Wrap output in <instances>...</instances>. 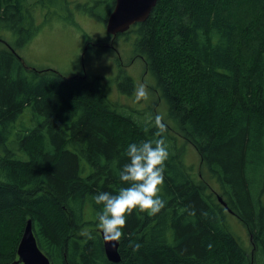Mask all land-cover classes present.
<instances>
[{
	"label": "trees",
	"instance_id": "obj_1",
	"mask_svg": "<svg viewBox=\"0 0 264 264\" xmlns=\"http://www.w3.org/2000/svg\"><path fill=\"white\" fill-rule=\"evenodd\" d=\"M93 2L77 9L98 17L106 5L107 23L116 0ZM46 7L58 15L69 0H16V10L0 0V32L16 37L0 49V264H21L29 220L52 264H116L92 197L126 186L127 147L152 137L156 115L168 129L165 207L127 218L118 264H264V0H160L146 22L116 36L135 35L133 60L164 106L149 119L113 103L86 71L69 77L25 64L19 50L40 32L35 12ZM86 39L91 52L96 43ZM118 75L130 96L136 81L123 68ZM187 145L220 192L188 166ZM228 215L247 229L251 251Z\"/></svg>",
	"mask_w": 264,
	"mask_h": 264
},
{
	"label": "rangeland",
	"instance_id": "obj_2",
	"mask_svg": "<svg viewBox=\"0 0 264 264\" xmlns=\"http://www.w3.org/2000/svg\"><path fill=\"white\" fill-rule=\"evenodd\" d=\"M93 1L95 0H69V10L63 9L58 15L56 9H52V7L37 9L35 12L36 22L42 27L34 39L19 50V55L30 68L53 69L69 77H75L86 71L90 73V77L101 78L102 88L109 87V90L106 88L109 99L119 105L134 107L142 111L144 114L141 115L142 119H149L150 115H153V108L157 113L161 111L163 113L162 102L158 101L157 94L147 87L144 64L139 59L133 60L135 35L130 33L116 38L107 32L104 19L109 8L106 5H98L95 8V14L98 17L77 9L78 4L94 5ZM73 21L75 25H73ZM87 36L92 39L90 43H96L93 51L89 54L85 51ZM5 38L10 43L12 36L7 32ZM102 42L105 44V48H100ZM113 44L114 50L110 49ZM122 68L136 81V86L130 96L121 94L118 89L120 81L118 74ZM140 84H144L150 93L147 102L137 103L135 100L134 91ZM159 99L161 100L160 97ZM186 151L188 166L193 169L196 175H199L203 170L205 177L220 192L221 189L210 178L206 168L203 166L202 170L200 169L201 161L197 151L191 145L186 146ZM228 218L231 221V228L240 238L243 246L251 251L247 229L235 216L228 215Z\"/></svg>",
	"mask_w": 264,
	"mask_h": 264
},
{
	"label": "clouds",
	"instance_id": "obj_3",
	"mask_svg": "<svg viewBox=\"0 0 264 264\" xmlns=\"http://www.w3.org/2000/svg\"><path fill=\"white\" fill-rule=\"evenodd\" d=\"M137 103L149 100L150 93L144 84L134 91ZM156 131L152 137L139 144L130 143L126 156L128 162L119 170V179L126 185L116 194L100 192L92 197L100 210L97 227L106 243L120 242L124 236L127 218L134 212L157 215L164 207L161 193L164 187L166 161L169 159L167 125L161 115L154 117ZM148 131L147 129L145 130ZM86 239H94L87 230L82 231Z\"/></svg>",
	"mask_w": 264,
	"mask_h": 264
},
{
	"label": "water",
	"instance_id": "obj_4",
	"mask_svg": "<svg viewBox=\"0 0 264 264\" xmlns=\"http://www.w3.org/2000/svg\"><path fill=\"white\" fill-rule=\"evenodd\" d=\"M159 1L160 0H116L114 9L110 13L106 23L107 32L116 37L129 32L135 25L146 22ZM84 78H86V76H84ZM219 200L224 207H227L222 198H219ZM104 244L107 258L112 263H120V242H113L110 244L104 241ZM17 254L19 257L18 263L21 264H52L51 260L43 253L38 245L32 220L26 223L17 249Z\"/></svg>",
	"mask_w": 264,
	"mask_h": 264
},
{
	"label": "flooded vegetation",
	"instance_id": "obj_5",
	"mask_svg": "<svg viewBox=\"0 0 264 264\" xmlns=\"http://www.w3.org/2000/svg\"><path fill=\"white\" fill-rule=\"evenodd\" d=\"M11 9H15L16 10V0H11ZM11 16H12V20H14L13 22H15V17H16V12H11ZM5 33H7V31H5V32H3V33H1L0 32V49H2V47L4 46V45H6V46H8V41H7V39L5 38ZM9 33V32H8ZM11 34V36H12V39L10 40V43L11 44H13L15 41V38L16 37H14L13 36V34L12 33H10ZM3 38H5V39H3ZM8 42V43H7ZM2 43V44H1ZM4 44V45H3ZM92 48V47H91ZM90 48V49H91ZM97 50V49H96ZM90 52H88V54H89Z\"/></svg>",
	"mask_w": 264,
	"mask_h": 264
}]
</instances>
